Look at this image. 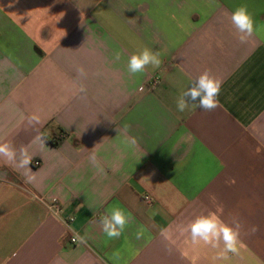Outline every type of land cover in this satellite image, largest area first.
<instances>
[{
  "label": "crops",
  "instance_id": "crops-1",
  "mask_svg": "<svg viewBox=\"0 0 264 264\" xmlns=\"http://www.w3.org/2000/svg\"><path fill=\"white\" fill-rule=\"evenodd\" d=\"M241 5L257 29L245 42L230 21ZM145 47L160 67L130 76ZM205 71L219 106L178 111ZM5 142L17 160L0 157V264H264V0H0ZM113 206L130 220L109 239L99 219ZM218 207L241 226L226 260L181 232Z\"/></svg>",
  "mask_w": 264,
  "mask_h": 264
},
{
  "label": "clouds",
  "instance_id": "clouds-1",
  "mask_svg": "<svg viewBox=\"0 0 264 264\" xmlns=\"http://www.w3.org/2000/svg\"><path fill=\"white\" fill-rule=\"evenodd\" d=\"M230 21L234 29L236 30L238 39L241 42H245L251 37L254 32L257 31L255 21L252 14L248 11L247 7L241 5L237 7L230 16ZM121 59V53L115 51L113 53V61L119 62ZM162 61L160 54L154 52L148 48H143L133 53L127 61V72L130 76H137L143 74L145 70L151 66L153 70L160 67ZM80 76H86L85 70L81 67L78 69ZM222 82L219 79L213 77L208 71L203 72L199 77L191 83L178 98L177 109L180 112L185 111L189 107V104L193 108H199L201 110L211 112L219 106V94L221 91ZM81 92H85L86 89L81 86ZM29 123L33 121L39 123V117L33 115L28 118ZM130 126L125 124L124 130L127 132ZM37 141L44 143L42 137L37 136ZM122 143L128 148H135L137 140L135 137L124 136ZM0 157L7 161L13 162L17 160V150L11 143H0ZM89 162L99 172H103L100 167L97 155L93 151L89 156ZM31 163L27 153L24 149L20 150V158L18 161L19 167H27ZM34 178L27 177V182H31ZM213 199H215L213 197ZM219 212H222V208L218 207L216 211H209L207 214H202L193 219L190 223L181 228L182 234H187L189 241L193 246H210L214 249H220V259H228V254H239V249L243 247L240 239V225L236 223L235 226L225 223ZM130 216L127 215L119 206H113L106 209V214L101 216L99 223L103 233L109 239L119 238L128 226ZM252 233L257 231L256 226L251 229ZM142 235L141 232L137 233V239ZM87 233L84 236H80L79 240L82 243H87ZM222 245V248H221Z\"/></svg>",
  "mask_w": 264,
  "mask_h": 264
},
{
  "label": "built area",
  "instance_id": "built-area-1",
  "mask_svg": "<svg viewBox=\"0 0 264 264\" xmlns=\"http://www.w3.org/2000/svg\"><path fill=\"white\" fill-rule=\"evenodd\" d=\"M34 166H36V167L40 166V162L36 161V162L34 163ZM146 200H147V201H150V198H149V197H146ZM49 208L54 212V214H57V215H58L59 212L61 211L60 206L57 205V204H53V205H51ZM69 221H70V222L74 221V218H73V217L69 218ZM72 242H73V243L76 242V239H72Z\"/></svg>",
  "mask_w": 264,
  "mask_h": 264
},
{
  "label": "trees",
  "instance_id": "trees-1",
  "mask_svg": "<svg viewBox=\"0 0 264 264\" xmlns=\"http://www.w3.org/2000/svg\"><path fill=\"white\" fill-rule=\"evenodd\" d=\"M54 145H57L56 143Z\"/></svg>",
  "mask_w": 264,
  "mask_h": 264
}]
</instances>
